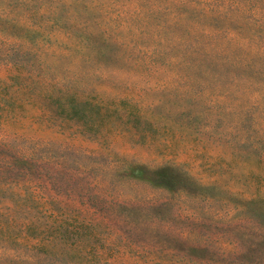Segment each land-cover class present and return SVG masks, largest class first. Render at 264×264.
I'll use <instances>...</instances> for the list:
<instances>
[{
	"label": "rangeland",
	"instance_id": "374dc122",
	"mask_svg": "<svg viewBox=\"0 0 264 264\" xmlns=\"http://www.w3.org/2000/svg\"><path fill=\"white\" fill-rule=\"evenodd\" d=\"M0 264H264V0H0Z\"/></svg>",
	"mask_w": 264,
	"mask_h": 264
}]
</instances>
